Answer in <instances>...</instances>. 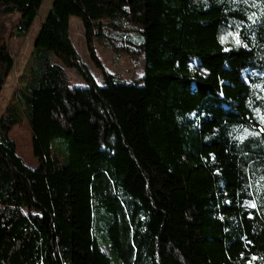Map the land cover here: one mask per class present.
<instances>
[{"label":"trees","instance_id":"trees-1","mask_svg":"<svg viewBox=\"0 0 264 264\" xmlns=\"http://www.w3.org/2000/svg\"><path fill=\"white\" fill-rule=\"evenodd\" d=\"M42 2L0 0V94L14 65L3 19L18 15L24 38ZM230 23L238 46L220 42ZM98 43L143 59V76L106 72ZM30 59L22 115L0 118V264H264V0H54ZM22 116L34 169L10 138Z\"/></svg>","mask_w":264,"mask_h":264},{"label":"rangeland","instance_id":"rangeland-1","mask_svg":"<svg viewBox=\"0 0 264 264\" xmlns=\"http://www.w3.org/2000/svg\"><path fill=\"white\" fill-rule=\"evenodd\" d=\"M54 0H43L34 23L24 38H16L14 36L15 27L18 23L19 16L11 15L5 17L4 23L7 31L6 43L10 56L13 58V68L10 76L3 85L0 94V118L8 107H16L23 113V107L16 97V93L29 80V69L32 65L30 56L34 44L35 37L40 30ZM69 37L72 45L77 51L81 62L86 66L87 70L99 85H103V79L100 72L94 68L90 61L84 38V31L81 22L71 17L68 23ZM240 25L230 23L229 28L220 34V42L226 46H238L240 44L238 32ZM95 52L99 58L103 68L109 74H118L123 78L125 83H133L140 79L144 74V60L141 59L137 64L128 58H122L120 62H115L111 51L100 43L95 45ZM66 74L72 81L73 87H85L84 81L73 71L66 70ZM247 72L244 73V76ZM10 138L16 144V153L24 161V163L34 169L37 162L31 153V132L27 120L22 116V122L15 126L10 132ZM52 156L59 160L60 164L67 162V150L64 142L55 140L51 143ZM255 199L260 200L264 209V187L259 182L254 183ZM102 231V230H101ZM103 232V231H102ZM102 237V234L100 235ZM103 252L107 253V249L102 245Z\"/></svg>","mask_w":264,"mask_h":264}]
</instances>
